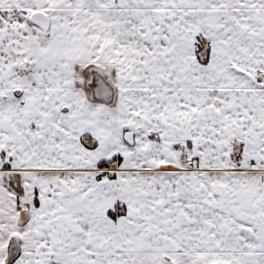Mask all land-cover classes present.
<instances>
[{
	"label": "snow or ice",
	"instance_id": "1",
	"mask_svg": "<svg viewBox=\"0 0 264 264\" xmlns=\"http://www.w3.org/2000/svg\"><path fill=\"white\" fill-rule=\"evenodd\" d=\"M0 264H264V0H0Z\"/></svg>",
	"mask_w": 264,
	"mask_h": 264
}]
</instances>
